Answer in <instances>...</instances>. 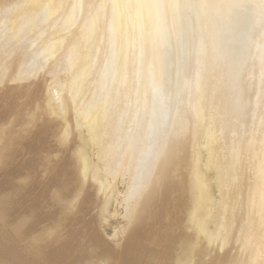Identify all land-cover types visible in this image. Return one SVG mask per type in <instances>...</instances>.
<instances>
[{"label": "bare ground", "instance_id": "obj_1", "mask_svg": "<svg viewBox=\"0 0 264 264\" xmlns=\"http://www.w3.org/2000/svg\"><path fill=\"white\" fill-rule=\"evenodd\" d=\"M194 2L0 0V264H264V0Z\"/></svg>", "mask_w": 264, "mask_h": 264}, {"label": "rangeland", "instance_id": "obj_2", "mask_svg": "<svg viewBox=\"0 0 264 264\" xmlns=\"http://www.w3.org/2000/svg\"><path fill=\"white\" fill-rule=\"evenodd\" d=\"M196 1L197 0H192V2H194L195 5H196ZM223 17H224V19L226 21V25L227 26H228V22H232L231 27H232V34H233V36L231 37V39H243V38H245V36H247L244 32H242L243 28H242V25L239 22H233L228 15H223ZM233 27H235V29ZM176 28L179 30L180 33H187V32H189L191 30L190 21H189L188 24L185 25L184 28H182V29L181 28H178V27H176ZM233 30H237V31L236 32H233ZM247 30L250 31V36H251L252 35V30H250L249 26H248ZM218 32L222 35V38H223L224 37V33H222L220 30H218ZM177 38H179V37H177ZM181 38H182L181 39L182 41H187L186 38H185V36H182ZM175 39L176 38L174 37V35L171 38H170V36H167L165 38V40H166V46L164 48H166V52L167 51L168 52H171V50H172V52H177V53L180 52V54H181L180 59L181 60L179 59L180 60L179 63H177L178 60H174L173 58H172L173 59L172 60L171 57H169V55H167L164 52H162V53L160 52V54H159V56H162L164 54L163 55L164 61H161L160 60V62H161L162 67H163V73L166 72V74H165V81L167 83L171 84L173 86V88H175V86L177 87L180 84H182L181 82H184V79H185V74H184L185 71L184 70L187 69V65H188L189 60H190V57H191V55H189L187 53H184L186 56L183 55V53H181L182 50L179 47V43H177V40H175ZM247 40H249V38H247ZM247 40H245L246 43H247ZM187 56H188V58H187ZM192 56H194V55H192ZM166 57H167V59H166ZM168 59H171V60H168ZM172 61L175 62V63H177V66L174 65V63H172ZM171 64H173V65H171ZM176 69H178V70H176ZM170 70H172V71L170 72ZM30 129H31V127H29L27 130H30ZM38 143H39V141H38ZM21 152H22L21 150H17V153L14 154V155H12L9 158V160L12 161V163H14V165L6 166V169L4 168V166L0 167V193L2 191H5V189L8 186L7 174H6L7 172L6 171L7 170L10 171L12 168L18 169L21 166V164L23 163V160H24V157L25 156H22ZM6 153H8V152H5L3 154L5 155ZM31 159L33 160L34 167L36 168L37 165L39 164L38 156H34L33 154H31V156L27 159V165L30 163V160ZM34 173H35V175L32 178L35 179V180L40 181L45 186H49V185H51L53 183V182H48L45 177L39 178L36 171H34ZM17 188L18 189H22L21 185L18 182H17ZM23 192L26 195H25L24 198L20 199V201H19L20 203H22V207L19 208V209L13 208L11 210L6 211V213H5V219L3 221H0V243L5 248H7V247H13V243L10 241V238L12 237V233H11L10 228H9L10 224L13 221H15V219L20 214V212L29 204L28 201H27V199H28V193L29 192H28V190H25ZM14 198L17 199V197H14ZM80 226H86L87 227L86 221L85 220H82ZM86 231H83L82 234H81V236H80V238L78 239L80 245L86 244ZM117 256L120 258V252L119 251H117ZM41 259L44 261L45 264H63V262L59 263L50 254L49 249L44 250V253L42 254V258ZM138 264H141V263H138Z\"/></svg>", "mask_w": 264, "mask_h": 264}, {"label": "snow or ice", "instance_id": "obj_3", "mask_svg": "<svg viewBox=\"0 0 264 264\" xmlns=\"http://www.w3.org/2000/svg\"><path fill=\"white\" fill-rule=\"evenodd\" d=\"M148 175H150V173H146L145 177L141 178V183H143V180L146 179Z\"/></svg>", "mask_w": 264, "mask_h": 264}, {"label": "clouds", "instance_id": "obj_4", "mask_svg": "<svg viewBox=\"0 0 264 264\" xmlns=\"http://www.w3.org/2000/svg\"><path fill=\"white\" fill-rule=\"evenodd\" d=\"M141 155L142 156L144 155V149H141Z\"/></svg>", "mask_w": 264, "mask_h": 264}]
</instances>
